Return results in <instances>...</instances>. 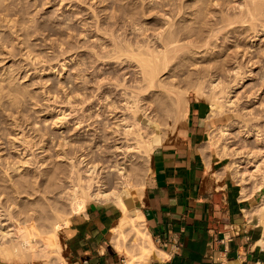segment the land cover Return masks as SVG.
Returning <instances> with one entry per match:
<instances>
[{"label": "rangeland", "instance_id": "374dc122", "mask_svg": "<svg viewBox=\"0 0 264 264\" xmlns=\"http://www.w3.org/2000/svg\"><path fill=\"white\" fill-rule=\"evenodd\" d=\"M188 1L0 0V184H5L1 183L2 178L6 179L2 165H18L26 160L31 165L24 164L25 170L11 173L12 178L40 177L35 180L44 184L40 189L49 188L47 195L39 199L13 197L14 213L22 221L26 217L21 210L31 207L37 212L35 225L39 231L49 229L59 216L63 222L64 218L72 220L80 214L69 201L70 191L77 185L71 161L83 175L87 164L98 165L108 191L122 192L127 182L135 202L142 199L154 151L169 141L185 117L186 104L178 98L181 93L186 94L187 105L190 98L212 103L214 94L221 101L227 97L234 101L233 105L224 104L225 113L221 116L211 114L212 119L216 118L215 149L222 157H228V168L239 185L241 174L247 178L244 191L249 196L258 192L257 204L262 201L264 207V32L259 25V34L253 39L255 28L238 25L235 32L223 31L219 40L213 38L215 53L195 58L187 51L181 60L171 62L159 79L171 83L174 91L157 88L145 95L164 111L159 117L163 123L158 142L149 152L131 153L128 161L120 159L122 154L118 156L115 149L113 134L119 120L110 111L115 104L121 109L124 106L125 85L126 89L138 85L140 59H134L137 46H154L155 35L163 29V12L172 14L176 5ZM223 2L230 5L235 0ZM185 18L180 22L183 25L178 24L187 26L190 19ZM258 18L254 24H259L264 14ZM114 43L120 48L116 44L118 48L114 49ZM127 43L132 45L128 50L134 51V57L128 50V56L121 53V46L125 48ZM244 53L248 55L242 60ZM236 61L243 67V79L233 86L234 77L228 70L237 65ZM215 83H221L225 93L220 95V88L213 90ZM124 112L131 117L128 111ZM221 126L228 129L225 136L220 133ZM25 140L34 142L31 150L27 151ZM224 145L229 146L227 153ZM257 211L255 208L253 213ZM29 216L31 221V212ZM66 229L61 231L64 246ZM37 238L43 239L42 235ZM62 254L65 257L66 246ZM4 260L0 255V264H23L18 258L12 262ZM26 264L51 263L34 258Z\"/></svg>", "mask_w": 264, "mask_h": 264}, {"label": "bare ground", "instance_id": "6f19581e", "mask_svg": "<svg viewBox=\"0 0 264 264\" xmlns=\"http://www.w3.org/2000/svg\"><path fill=\"white\" fill-rule=\"evenodd\" d=\"M224 3L228 2H223V0H189L187 4L185 3V5L180 2L179 7L178 5H176L177 9H174L175 12H173L172 14L171 12H167L166 14L162 11L165 16L164 17L163 14H161L162 17H164V25H162L161 27L163 28L161 29L162 31L160 30V32L155 35V39L153 38L155 40L154 46H151L150 44L143 46L140 45L139 47L137 46V55L133 53V50H128L130 47L132 48V45H130L129 43H127L125 48L124 46H121V49L123 47V51L121 49H118V51L121 50V53L125 52L126 50L130 52L133 51L132 54L127 51L126 52L129 53L132 57L136 55L134 57L135 60L136 57L137 59H140V64L138 66L140 80L136 82V84L138 85H136L135 87H132L131 85V87L127 89L125 88L127 86H124L125 83L121 85L120 87L124 86L125 88L124 89L122 87L124 91L121 88V90L123 91L122 94L124 95V106L121 109L115 104V106L113 105L114 109L110 111L111 115H113V118L119 120L118 129H116L113 134V142L116 146L115 149L117 150V152H119L118 156L121 154L123 155H121L120 159H127L128 161L129 158L132 157L131 153L135 151L149 152L153 149L155 143L158 142L161 129L160 127L163 123L159 117L160 115L162 116V113L164 111L161 107L155 104V100H148L145 95L149 94L152 90L154 91V89L157 90V88H164V90L167 92L174 91V86H172L171 83L170 85H168L166 81H163V79H159V76L161 77L163 74L167 73L166 71L169 68L171 62H173L174 60H181L188 52L193 56L195 55V58H205L209 54L211 55V53H215L213 52V38L219 40V36L221 35L220 33L222 32L223 34V31L235 32L234 30H236L235 28L238 25L246 27L247 24H249L252 28H255L251 39L258 35V32L260 30L264 32V19H262L259 24H254L255 21L259 20L258 16H263L264 14V0H235V3H230V5ZM162 6L164 8L165 4L163 5L162 3ZM166 8L164 10H166ZM169 8L170 7H168V9ZM151 13H153V11ZM184 16H188V18L190 19L187 26L186 24L182 26L183 24L180 23L182 19L185 18ZM165 18L167 21H165ZM185 21H183V23H186ZM178 22L182 25H179ZM257 25H259L262 29L256 30ZM116 44L118 45V43H114V49L120 46L118 45L117 47ZM118 51H116L117 54H121ZM126 52L125 54H122L128 56ZM247 55L248 54L244 53V55H242V60ZM117 58H119V56ZM235 63H237V65L228 70L231 75L233 74L232 77H234V80L232 79L233 86L237 85V81L243 79V67L240 62L238 63V61H236ZM124 79L126 78L124 77ZM135 81L136 78L134 82ZM220 84H213V90H217V88H220V95H222L223 93H225V88L221 87ZM228 86L229 85H227V87ZM120 87H118V89H120ZM212 96V103H210V106L212 107L211 114L213 115V117H216L217 115L219 117L222 113L224 114L225 112L223 110H225L224 107H226V104H234V101L232 102L230 97H227L226 101L224 102V100L221 101V97L217 96V94L216 96L215 94ZM178 98L182 103L184 102V104H186V107L188 106L186 103V94L181 93ZM178 107L176 109H178ZM124 111H128L131 117H126ZM162 118L163 117H161V119ZM181 118L183 117L181 116ZM214 130L216 129L211 130L212 132L208 130L210 131L208 133H211V138L209 137L211 139H209L211 141V143H209V147L212 146L215 149L217 148L218 143H216L215 141L217 140L213 138L215 137L213 136ZM256 130H258L257 127ZM227 131L228 129L225 126L220 128V133L222 136H225ZM33 143L29 141L25 142L27 151L31 150V148L34 147ZM204 146L207 147L208 145ZM212 147L211 150H213ZM223 147V151L227 153L229 146L224 145ZM206 149L204 150L207 153L208 151L210 152V150ZM9 162L10 161H8V163ZM28 162L26 160L24 163L20 161L18 165L16 164L17 162H11L12 164H7L6 162V165H2L1 167L3 173L6 175V179L2 178L1 183L3 182L5 184H0V255L4 256V261L7 262H12L14 258H18L22 261L23 264H26L27 261H31L34 258H41L51 264H66L65 257L62 254L65 246L62 242L61 231L63 227H68L71 225V220L69 218H64L63 222H61V217L59 216L49 229L39 231L37 229V225H35L37 221V212L34 208L31 207L28 210H21V214H24L26 217L25 221H22L20 215L19 218V216L14 213L15 199H13V197L20 198L22 195L25 196V198L28 197L29 199L33 200L38 197H44L48 192V187L46 188V190L40 189V186L42 184L39 182L40 180L38 182L35 181L40 177H38V179L35 178V180H33V177L28 178V176H20L21 178L14 179L12 178L13 174L10 175L11 173L18 174L24 171V164L31 165V163ZM208 163L209 162H207V164ZM75 165L71 161V173L77 176V185L73 189L70 188L72 189L70 191V204L80 213H83L91 202L96 201L112 203L114 206L118 207L122 213V217L118 225L113 229V242L115 247L120 252L124 253L127 258L125 262H127L128 264H148L152 256L157 253V250L152 236L148 230L143 212L136 206V200L134 198V195L130 191L127 182L124 183V190L122 192H119L116 189L108 191L107 188L103 186L105 185V180L103 179L104 177L101 176L102 171H99L98 165L94 163L87 164L85 171H83L86 177ZM41 175L43 176V174ZM239 177L242 187V198L246 200L250 198V196L245 192V187L248 184V180L242 174ZM43 185L44 184H42V186ZM18 200L20 201V199ZM261 203L262 201L252 209L248 210V213H251L252 211V216H257L259 219L258 232L260 236L258 243L259 245L264 247V207H261ZM255 208L258 209V211L256 213H253V210ZM30 212L31 221L29 220ZM39 235H42V240H39L37 238Z\"/></svg>", "mask_w": 264, "mask_h": 264}, {"label": "crops", "instance_id": "0c3cea01", "mask_svg": "<svg viewBox=\"0 0 264 264\" xmlns=\"http://www.w3.org/2000/svg\"><path fill=\"white\" fill-rule=\"evenodd\" d=\"M210 105L190 98L177 131L153 153L145 194L136 203L157 250L148 264H264L259 219L248 213L258 192L243 199L228 157L209 147ZM121 214L96 201L73 216L64 235L66 264H128L113 242Z\"/></svg>", "mask_w": 264, "mask_h": 264}]
</instances>
